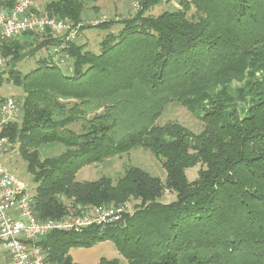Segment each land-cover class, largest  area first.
<instances>
[{"label":"trees","instance_id":"trees-1","mask_svg":"<svg viewBox=\"0 0 264 264\" xmlns=\"http://www.w3.org/2000/svg\"><path fill=\"white\" fill-rule=\"evenodd\" d=\"M97 1L50 0L43 13L77 25ZM161 1L139 0L131 17L87 25L121 28L105 36L98 54L68 43L70 75L48 54L26 74L9 71L22 92L15 98L20 123H8L1 137L18 145L36 185V218L132 204L119 223L47 236L40 245L50 264H74L70 249L104 241L125 264H264V0H178V8L150 15ZM17 39L2 47L12 68L28 44ZM60 42L43 39L28 52ZM170 103L190 112L202 131L157 125ZM51 144L65 151L40 160L39 149ZM134 148L152 152L164 182L131 166L116 182L75 180L84 167ZM195 166L189 182L186 170ZM166 193L175 196L167 204Z\"/></svg>","mask_w":264,"mask_h":264},{"label":"built area","instance_id":"built-area-1","mask_svg":"<svg viewBox=\"0 0 264 264\" xmlns=\"http://www.w3.org/2000/svg\"><path fill=\"white\" fill-rule=\"evenodd\" d=\"M33 6V0H16L10 8L0 6V69L5 64L1 52L4 43L26 33L60 39V44L51 48L52 61L58 66L69 63L67 44L77 40L82 25L47 17L34 11ZM19 115L18 102L13 97L3 98L0 102V250L9 257V264H50L48 251L39 244L47 236L56 232L79 234L91 227L113 225L119 223L124 215L131 214L132 209L128 203L86 207L80 209L79 215L37 219L34 194L1 163L8 145L7 138L1 137V132Z\"/></svg>","mask_w":264,"mask_h":264},{"label":"rangeland","instance_id":"rangeland-1","mask_svg":"<svg viewBox=\"0 0 264 264\" xmlns=\"http://www.w3.org/2000/svg\"><path fill=\"white\" fill-rule=\"evenodd\" d=\"M47 1V0H44ZM139 0H98L96 3L89 5L85 9V13L82 14L81 31L77 37V44H86V50L98 54L100 49V43L109 33L116 34L121 26L120 24L113 25L109 30H100L95 28H88L87 25H93L104 21H117L131 17L138 7H136V2ZM44 5L39 10L43 13ZM178 8V0H162L159 5L154 7L150 11V15L157 16L164 10H172ZM34 11H36L34 9ZM37 12V11H36ZM29 37V36H28ZM19 37L17 40L21 42H27L26 50L21 52L20 60H18L14 67L12 68L11 58L2 56L5 59L4 67L0 69V98L20 97L22 95L21 90L13 83L9 81V71L10 69L16 70L21 74H26L30 70L36 68L37 60L47 57L50 55L51 49H41L37 52H32L34 54L30 55L28 51H34L36 43H40L43 39H48L50 37L42 36H32V37ZM35 37V39H34ZM11 41H8V44ZM32 43L33 46L29 44ZM6 45V44H4ZM2 52V50H1ZM61 72L65 75L71 74V62L66 65L59 66ZM239 84L233 83L232 87L236 88ZM19 124V116L16 119ZM168 122H176L183 128L192 132L193 134H199L203 126L201 122L197 121L195 117L188 112L183 106L177 103H170L164 107V110L156 124L162 126ZM76 130L79 128L76 127ZM65 151V147L59 144H51L42 146L39 149V159L44 160L48 158L57 157ZM1 163L4 168L14 175L19 181L24 183L33 193L36 187L33 182L32 176L26 171V162L21 158L18 152V145L9 144L6 146V150L1 159ZM136 167L144 172L149 173L164 182L165 171L161 167V164L157 158L152 154L150 150L143 148H134L129 151L128 154L114 157L109 160L102 161L101 163L94 164L88 167H84L77 172L75 180L77 182L89 181L93 182L101 177H109L113 182H116L124 172L127 167ZM198 166L186 170V177L189 182L196 180ZM174 195L166 193L161 202L169 203L174 200ZM131 206V207H130ZM129 208L132 209V204ZM42 241L39 242L41 244ZM68 254L74 264H97L101 259L112 260L119 259L121 264H125L123 259L119 256L114 245L110 241L99 242L90 248H72L68 251Z\"/></svg>","mask_w":264,"mask_h":264},{"label":"crops","instance_id":"crops-1","mask_svg":"<svg viewBox=\"0 0 264 264\" xmlns=\"http://www.w3.org/2000/svg\"><path fill=\"white\" fill-rule=\"evenodd\" d=\"M15 2H16V0H14ZM50 0H47V1H44V0H33V2H34V9L37 11V12H39V13H41V14H44V13H42V12H40L39 10L41 9V7L44 5L45 6V4L47 3V2H49ZM14 2V3H15ZM44 9V8H43ZM21 37V36H20ZM4 44H8V42H5ZM4 46V45H3ZM2 46V47H3ZM0 264H9V257L3 252V251H1L0 250Z\"/></svg>","mask_w":264,"mask_h":264}]
</instances>
